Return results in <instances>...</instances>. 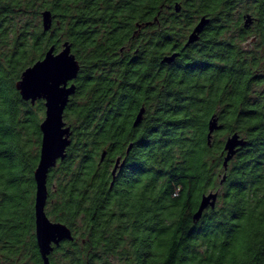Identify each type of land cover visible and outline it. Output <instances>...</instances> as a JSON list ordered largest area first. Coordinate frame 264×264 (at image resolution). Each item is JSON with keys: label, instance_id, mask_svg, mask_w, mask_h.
Listing matches in <instances>:
<instances>
[{"label": "trees", "instance_id": "1", "mask_svg": "<svg viewBox=\"0 0 264 264\" xmlns=\"http://www.w3.org/2000/svg\"><path fill=\"white\" fill-rule=\"evenodd\" d=\"M66 42L81 70L46 212L74 241L51 263L264 264V0H0V264H43L34 174L46 109L16 85ZM213 117L222 129L209 143ZM235 134L246 145L225 171ZM211 191L215 208L195 222Z\"/></svg>", "mask_w": 264, "mask_h": 264}, {"label": "water", "instance_id": "2", "mask_svg": "<svg viewBox=\"0 0 264 264\" xmlns=\"http://www.w3.org/2000/svg\"><path fill=\"white\" fill-rule=\"evenodd\" d=\"M42 16L44 31L48 32L52 29L54 17L50 11L44 12ZM209 23L210 20L207 18H203L200 21L194 31L190 34L185 48L190 47L199 40L200 35L203 33L205 27ZM251 23V17L248 16L246 25L248 26ZM178 56L179 54H174L165 58L164 62L172 63ZM56 61H60L61 63H70L72 67V73L70 77L66 79L65 83L59 86V89L55 94H52L41 88L28 90L24 87L25 80L26 78L30 77V74H37L39 70H42L47 66H51ZM80 70V64L72 52V45L69 42H66L63 45V49L59 52L56 51L55 46H52L42 60L38 61L23 72L21 80L16 85V89L24 101L30 102L32 105H35L38 101H44L46 109L45 119L40 126L42 133L40 160L34 174L36 182V239L43 264H52L50 261V256L55 250V247H59L65 241H74V236L71 229L62 223L51 221L47 215L46 208L49 199L48 179L50 173L58 166L59 162L64 161L67 158L68 149L72 145V127L65 122V112L72 97L77 91L76 81L79 77ZM144 114L145 110L142 109L134 122V127H138L141 124ZM221 129L222 126L219 125L218 118L213 117L209 125V143H211L213 134ZM54 130L56 133L55 148L53 147ZM245 145V141L240 139L237 134L227 139L225 143V171L228 170L230 161L238 153L239 149ZM131 148L132 145H130L128 148L127 153L130 152ZM105 156L106 153L103 154L102 161L104 160ZM124 163L125 160L122 161V158L117 160L113 171L114 175L120 168L124 166ZM218 197L219 192H211L208 195H204L202 197L199 210L194 215L195 222H198L202 218L203 213L208 208H215Z\"/></svg>", "mask_w": 264, "mask_h": 264}, {"label": "snow or ice", "instance_id": "3", "mask_svg": "<svg viewBox=\"0 0 264 264\" xmlns=\"http://www.w3.org/2000/svg\"><path fill=\"white\" fill-rule=\"evenodd\" d=\"M72 73L71 64L68 62L61 63L60 61L54 62L51 66L39 70L37 74H30L29 78H26L24 87L28 90L34 88L44 89L52 94H55L59 86L65 83L66 79L70 77ZM56 145V133L53 131V147ZM232 264H236L235 261Z\"/></svg>", "mask_w": 264, "mask_h": 264}, {"label": "rangeland", "instance_id": "4", "mask_svg": "<svg viewBox=\"0 0 264 264\" xmlns=\"http://www.w3.org/2000/svg\"><path fill=\"white\" fill-rule=\"evenodd\" d=\"M122 161H124V160H122ZM211 192H215V191H211ZM211 192H210V193H211Z\"/></svg>", "mask_w": 264, "mask_h": 264}]
</instances>
